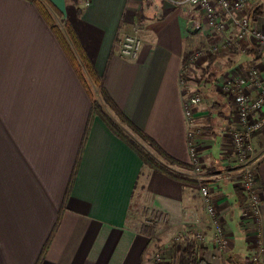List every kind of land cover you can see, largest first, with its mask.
<instances>
[{"label":"crops","instance_id":"1","mask_svg":"<svg viewBox=\"0 0 264 264\" xmlns=\"http://www.w3.org/2000/svg\"><path fill=\"white\" fill-rule=\"evenodd\" d=\"M52 1L126 118L189 167L183 101L201 91L191 129L203 168L167 163L122 124L151 156L197 183L152 170L92 113L97 100L116 119L101 88L85 73L89 95L35 3L0 0V264H190L189 250L202 264H246L256 241L264 248V128L253 138L263 197L256 218L235 177L234 101L218 87L253 64L264 70V53L245 42L247 51L214 63L213 83L200 85L195 67L186 90L182 63L197 36L191 6L163 0ZM251 14L252 23L264 28V16ZM126 33L141 38L136 59L122 57L117 48ZM225 170L231 179H218ZM200 181L214 186L226 248L214 242ZM157 214L164 220L148 222ZM178 236L181 245L174 244ZM262 259L264 264V252Z\"/></svg>","mask_w":264,"mask_h":264},{"label":"built area","instance_id":"2","mask_svg":"<svg viewBox=\"0 0 264 264\" xmlns=\"http://www.w3.org/2000/svg\"><path fill=\"white\" fill-rule=\"evenodd\" d=\"M171 5L185 8L191 6L193 9L190 18L191 26L198 32L206 31V46L192 50L189 55V62L182 68V85L188 90L189 76L193 74L195 67L200 66L210 57L216 54H227L231 50L238 53L247 51L245 42L261 50L264 53V28L252 23L250 10L258 6L261 0H163ZM90 0H86L88 4ZM138 34L126 33L116 42L117 48L122 57H138L142 41ZM220 92L225 97H231L234 101L236 123L231 131L232 153L236 158L239 188L247 197L250 211L256 218L261 212V201L263 197L258 190V167L256 166L257 153L255 152L254 139L256 134L264 128V70L257 65L249 66L241 76L234 74L222 80ZM204 95L200 90L190 92L186 96L184 103V116L188 120V142L191 166L196 171L202 170V157L199 154L198 142L194 129H191L199 105L203 101ZM233 175L225 170L218 179H231ZM214 186L199 182V192L206 206L207 214L211 218L212 229L214 230V242L219 248L228 246L225 236L224 224L220 217L219 210L215 204ZM163 215L157 214L155 217L148 218V222L156 225L163 221ZM198 238L203 239V234H197ZM177 240H180L178 236ZM256 249L251 253L246 264H262V252L264 248L260 241H256ZM159 260V257L156 256Z\"/></svg>","mask_w":264,"mask_h":264},{"label":"trees","instance_id":"3","mask_svg":"<svg viewBox=\"0 0 264 264\" xmlns=\"http://www.w3.org/2000/svg\"><path fill=\"white\" fill-rule=\"evenodd\" d=\"M30 2H34L36 7L39 8L40 12L43 15V19L48 22L51 30L56 34L59 44L63 46L66 56L70 59L73 70H76L77 74L81 78V82H83L84 86L86 87L89 95L91 94V88L88 82H86L85 73H88L92 82H94L98 87L101 88V94L104 102L108 107L115 114V118L113 119L111 114L106 111V109L99 103L97 100H94V104L92 105V113L97 114L101 117V119L105 120L106 123L111 127V131L114 134H117L121 137L126 144L130 145L137 151V155L143 159L144 163L148 165L152 170H159L163 172L165 175H169L178 181H190L191 183H197L196 180H189L188 177L183 175H178L176 172L167 168L158 158L151 156L150 152L146 150L142 145L140 146L137 144V140L130 134L124 131V124L127 128H129L132 132H134L140 139L144 140V142L148 143L153 150L157 152L159 156H161L167 163L172 165H176L177 167H189L188 164H185L181 161L176 160V158L168 155L163 151L161 148L150 136L145 133L144 131H140L137 125L131 121L130 119L126 118L123 114V111L116 105V103L111 99L110 94L107 93V90L103 87L101 76L98 75L96 69H94V64L92 63L89 56H87V51L84 49L83 44H81V40L77 34V32L73 29L72 25L69 23V20L62 19L59 17L63 16V12L58 9L52 0H30ZM254 13L260 12L258 8L253 9ZM59 18L60 21L57 19ZM63 23V26L59 23ZM254 48V46H253ZM191 51L185 53L184 55V62L182 65H187L189 62V55ZM230 55H237L236 50H231L228 52ZM227 54V55H229ZM226 57L224 53L216 54L213 57H210L208 60V65L211 67L214 63L222 57ZM239 192L242 191L239 189ZM243 194V193H242ZM245 197V195L243 194ZM246 198V197H245ZM187 257H189L190 264H202V260L196 259L193 256L192 252L189 250L187 251Z\"/></svg>","mask_w":264,"mask_h":264},{"label":"rangeland","instance_id":"4","mask_svg":"<svg viewBox=\"0 0 264 264\" xmlns=\"http://www.w3.org/2000/svg\"><path fill=\"white\" fill-rule=\"evenodd\" d=\"M74 1H77V0H74ZM255 8H258V10L260 11V12H257V13H261V15L262 16H264V0H261L260 2H259V4H258V6L257 7H255ZM255 8H252L251 10H250V16L252 15L251 13H254L253 12V9H255ZM197 32V36H196V43L194 42V44H193V47H192V49H190L189 51H192V50H195V49H199V48H201L202 46H206L207 44H208V42H207V37H209L208 35H206V31H201V32H198L197 30H195V33ZM227 54H229L228 52H227ZM227 54H224V55H226L227 56ZM237 54H240V53H237ZM235 55V54H234ZM224 57V56H223ZM222 57V58H223ZM225 58V57H224ZM197 69H198V73L194 76L195 78H196V81L201 85L202 83H203V81L206 83H209V84H211V82L213 83V76L215 75L214 73V68H213V66L211 65V67H209V65H208V63H207V61L206 60H204L202 63H201V65L199 66H197ZM214 72V73H213ZM201 92V91H200ZM130 134H132L133 135V133H130ZM134 136V138H136V136L135 135H133ZM140 215V213L138 214V215H136L135 214V217L136 216H139ZM141 216V215H140ZM135 217H132V219H129V223L132 225V223H136V221H135ZM142 218V217H141ZM200 239V238H199ZM174 244H180V241L179 240H175V242H174ZM181 245V244H180ZM156 258V257H155ZM157 259V258H156ZM160 259V258H159ZM158 260V259H157Z\"/></svg>","mask_w":264,"mask_h":264}]
</instances>
